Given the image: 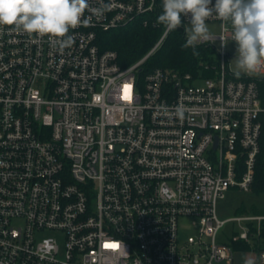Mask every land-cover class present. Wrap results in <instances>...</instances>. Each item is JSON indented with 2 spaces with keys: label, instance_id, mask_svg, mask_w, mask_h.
I'll list each match as a JSON object with an SVG mask.
<instances>
[{
  "label": "built area",
  "instance_id": "1",
  "mask_svg": "<svg viewBox=\"0 0 264 264\" xmlns=\"http://www.w3.org/2000/svg\"><path fill=\"white\" fill-rule=\"evenodd\" d=\"M102 2L110 10L100 19L86 10L90 23L69 29L63 51L0 26V264H264V248L239 263L233 251L261 236L264 215L216 211L228 189H252L264 146L257 77L231 71L230 30L206 21L221 26L210 34L220 47L202 42L216 48L217 63L204 65L212 75L156 67L142 76L169 32L123 66L98 31L163 11V0ZM181 20L185 30L191 14ZM230 220L244 231L217 242ZM47 231L56 234L40 237Z\"/></svg>",
  "mask_w": 264,
  "mask_h": 264
},
{
  "label": "clouds",
  "instance_id": "2",
  "mask_svg": "<svg viewBox=\"0 0 264 264\" xmlns=\"http://www.w3.org/2000/svg\"><path fill=\"white\" fill-rule=\"evenodd\" d=\"M110 8L102 0L99 7H90L89 0H0V26L48 36L51 46L63 51L73 43L69 29L90 23L91 17L83 18L86 10L100 19ZM189 14L190 27L185 26L183 48L195 49L198 43L214 41L206 21L216 18L236 42L237 77L264 65V0H215L214 5L212 0H163L157 23L172 32L182 24L181 16ZM193 55L199 53L194 50Z\"/></svg>",
  "mask_w": 264,
  "mask_h": 264
},
{
  "label": "trees",
  "instance_id": "3",
  "mask_svg": "<svg viewBox=\"0 0 264 264\" xmlns=\"http://www.w3.org/2000/svg\"><path fill=\"white\" fill-rule=\"evenodd\" d=\"M160 14H162V11L158 9L152 13L141 14L125 25L110 30L98 31L97 42L100 48L102 50L113 49L117 51L118 61L123 66L136 62L155 46L163 34L164 26L157 23ZM145 20L148 21L146 25ZM185 42V30L180 25L177 30L169 32L161 45L148 55L142 64L140 74L144 76L154 68L162 67L182 73L190 72L194 75L199 73L204 76L212 75L214 69H205L204 65L217 63L216 48L211 44L198 43L195 49H185L182 47ZM194 50L199 55H193ZM257 83L264 104V78H257ZM252 189L256 192H264V146L257 157ZM244 210V208L240 209V211ZM262 235H264V229ZM260 248L264 247L259 246Z\"/></svg>",
  "mask_w": 264,
  "mask_h": 264
},
{
  "label": "rangeland",
  "instance_id": "4",
  "mask_svg": "<svg viewBox=\"0 0 264 264\" xmlns=\"http://www.w3.org/2000/svg\"><path fill=\"white\" fill-rule=\"evenodd\" d=\"M209 26L210 34L218 35L221 30V26L219 23H210L206 22ZM190 23H187L185 26H189ZM226 52H227V60L228 65L233 73L237 71L236 69V61L235 56L237 52V45L235 41L228 40L226 42ZM213 44L217 47L221 46V42L218 39L213 41ZM247 72H241L240 75H243ZM257 78H264V72H251ZM241 208H244V211H240ZM260 210V211H257ZM216 211L217 215L221 219L232 218L236 215H264V192H256L255 190H244L236 187H232L228 189L223 198H219L216 203ZM257 211V212H256ZM191 219L184 218L180 220V233L183 237L189 235L192 232ZM251 231L254 230V226L256 223H247ZM264 229V222H263ZM263 229L261 232V236H258L255 233H252L249 237V240L241 241L236 246H233L234 251V259L235 262H245L254 260L257 256V249L260 247H264V235ZM242 231H244V224L237 220L228 221L219 231L217 235V242L219 243H229L231 242V238L233 235H238ZM51 234H56L55 232H45L40 235L48 236ZM63 242L61 241V244Z\"/></svg>",
  "mask_w": 264,
  "mask_h": 264
}]
</instances>
